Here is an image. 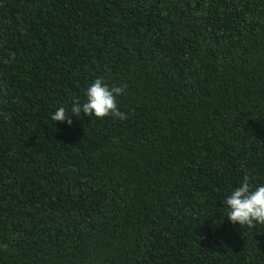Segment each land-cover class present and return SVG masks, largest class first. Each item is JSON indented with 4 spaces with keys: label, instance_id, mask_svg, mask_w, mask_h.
Instances as JSON below:
<instances>
[{
    "label": "trees",
    "instance_id": "16d2710c",
    "mask_svg": "<svg viewBox=\"0 0 264 264\" xmlns=\"http://www.w3.org/2000/svg\"><path fill=\"white\" fill-rule=\"evenodd\" d=\"M97 78L127 119L71 113ZM245 175L264 0H0V264H264L226 217Z\"/></svg>",
    "mask_w": 264,
    "mask_h": 264
},
{
    "label": "clouds",
    "instance_id": "9594fccd",
    "mask_svg": "<svg viewBox=\"0 0 264 264\" xmlns=\"http://www.w3.org/2000/svg\"><path fill=\"white\" fill-rule=\"evenodd\" d=\"M125 91L122 87L111 89L97 78L86 90V100L82 104L74 101L70 107L71 113L77 117L81 114L96 119L107 116L119 119H127V114L118 110L117 97ZM68 109L59 107L51 119L56 122L72 124ZM228 208L227 219L233 225L254 228L256 224L264 225V185L253 187L249 182V176L245 175L240 186L235 188L226 198Z\"/></svg>",
    "mask_w": 264,
    "mask_h": 264
}]
</instances>
